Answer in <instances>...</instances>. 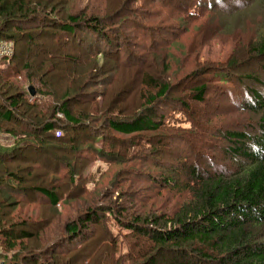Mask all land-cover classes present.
<instances>
[{
    "label": "trees",
    "instance_id": "obj_1",
    "mask_svg": "<svg viewBox=\"0 0 264 264\" xmlns=\"http://www.w3.org/2000/svg\"><path fill=\"white\" fill-rule=\"evenodd\" d=\"M63 1L0 0V40H10L14 44L13 55L9 59L0 58V133H7L15 141L11 145L0 144V166L7 173L5 178L4 174L0 173V192L8 174L9 187L13 190V196L6 194V191V199L0 198V264H9L12 260L13 264L31 263L33 255L20 254L19 251L27 250L24 247L26 240L40 239L43 230L40 223L43 222L39 221V218L44 222L46 220L43 215L38 216L39 212L32 208H38V202L48 201V204L58 209L56 214H60L72 199H86L89 193L95 191L96 183L109 174L112 167L119 166L113 187L116 188L128 178L130 183L133 182L131 187H138L130 197L132 207H129V210L123 205L101 204L88 207L82 214L63 223V236L69 240V244L66 245V250L61 251L63 254L57 261L45 259L40 263L41 253L45 252L46 248H51L52 243L46 248L38 246L34 262L264 264V92L249 84L245 86L240 78L236 79L234 83L242 87L245 96L239 93L242 91L235 92L232 87V102L237 105L241 96L243 99L240 101V108L242 112L249 114L247 118H243L244 123L242 122L240 128H233L232 125L210 126L204 129L205 125L200 124V116L187 112L190 111L189 105L183 109L179 107L178 110L183 113L184 121L191 123L190 127H183L176 118L177 125L180 126L166 125L164 116H157L154 104L172 95L175 89L168 76L162 78L151 73V69L148 70L153 64L149 57L155 56L156 53L150 55L149 50L142 51L147 47V43L152 49L159 47L156 33L162 30L155 23L162 24L167 19L164 15L156 22L162 9L167 8L170 13L176 12L179 18L186 15L196 19L205 7L210 11L216 10L213 0L209 3L207 0H190L180 8L173 7L170 0H134L139 5L126 12L129 15H143V23L134 24L132 19L124 22L121 20L124 13L122 11L109 20L107 25L112 27L109 29L101 23L100 16L82 17L72 11L67 13ZM109 3L113 6L112 0H108V5ZM65 13L67 15L63 19L61 16ZM174 20V24L170 25L173 27L167 31L180 27L184 21ZM118 21L122 23L116 24ZM128 22L130 25H126ZM83 23L87 27V36L88 31L96 35V42L92 41L94 44L86 41L85 37H78L77 31L83 27ZM35 33L42 39L36 40L39 42L35 45L31 57L28 55L22 64L29 45L23 41V47L21 43L18 44V40L27 39L29 43L35 39ZM110 33L114 36H110ZM47 37L51 38V42L46 43L49 41ZM104 40L107 43L103 42ZM69 42L82 50L80 54L88 61L85 70L89 68L90 72H97V66H91L93 62H109V78L106 81L101 78V81L95 82L94 77L99 76H89L90 73L86 74L85 70H70L68 74L63 75L64 70H59L61 68L56 61L63 60L61 47ZM45 46L48 52L45 51ZM156 52L158 54L157 50ZM250 55L264 59V33L258 42L251 43L246 51L232 58L229 69H218L216 72L226 77L222 78L223 80L231 81L232 71ZM67 59L72 58L69 56ZM165 60L163 56L158 62L163 61L165 64ZM116 70L120 71L121 76L127 74L123 76V80H129L133 74L143 73L138 88L140 92L137 95L139 102L134 105L135 109L131 110L132 113L136 110V114L119 117L118 115L122 114L120 111L117 116H112L103 110L101 115L93 118L94 115L90 112L84 114L73 110L71 102L74 97L71 95L78 97L80 91H76V88L79 82L89 78L85 83H81L82 91L89 86L91 80L95 85H103L104 82L113 84L117 80ZM52 74H56V79L53 77L55 81L51 79ZM81 77L82 79H79ZM247 77L264 84L258 77H254L253 73ZM25 78L34 86L36 95L33 96L29 92V85L18 84L19 79ZM208 85L207 82H202L192 86L191 97L197 103L205 102L206 95L210 92L220 90L218 86L214 89L208 88ZM52 89L57 95L60 94V100H56ZM102 97L103 92L96 94L92 101ZM177 100L181 105L187 103L185 99ZM93 119L101 120V124L98 128H91L90 136L84 138V145L69 135L73 129L85 125L86 121L90 123ZM193 129L200 131L193 133ZM186 131L192 132L191 135H184ZM174 132H180L177 138L179 141H198L201 137L199 134L205 132L215 139H220V151L232 157V164L218 166L216 169L218 153L215 150L207 151L205 145L199 147V158H179L175 165L155 161V156L163 157L164 150L161 148L167 146V138L175 134ZM119 133L128 135V139L119 138ZM223 141L228 147H225ZM48 143L55 144L58 148L61 157L57 156L61 163L56 170L50 169L47 172V183L27 185L33 183L36 173L31 164L21 160V156L29 149H38ZM206 152L212 154V160L208 168H201L198 164L206 159ZM6 157H9L8 160ZM15 158L20 161L16 162ZM81 158L84 161H81ZM7 162H13V168L9 172ZM150 162L163 171L159 174L160 182L156 181L158 175L148 168ZM25 166H28V169ZM22 171H26V175H21ZM140 179L154 181L161 189L144 194L150 188L141 187ZM139 193L145 196H141L139 202L135 203ZM171 193L177 195L176 201L168 199ZM122 194L121 190L118 198L122 197ZM160 197H167L165 202H168L166 205L169 207L165 204L159 206L162 204L158 200ZM153 204H156V207L151 210ZM26 205L31 206L28 214H22V211L16 213L18 208L23 209ZM7 208L11 211L1 214V210ZM51 222L53 221L49 224ZM14 249L17 250L13 251L11 258L10 252ZM18 260H21V263H18Z\"/></svg>",
    "mask_w": 264,
    "mask_h": 264
},
{
    "label": "rangeland",
    "instance_id": "obj_2",
    "mask_svg": "<svg viewBox=\"0 0 264 264\" xmlns=\"http://www.w3.org/2000/svg\"><path fill=\"white\" fill-rule=\"evenodd\" d=\"M189 1L190 0H170V4L175 8H180V6L188 4ZM63 2L65 4L67 13L72 11L81 15L82 17H89L91 15H93V17L100 16L102 19L101 23L104 24L105 28L108 29L112 28L107 25L109 24V20H111V18H115V16L119 15L122 11H124V13L121 20H124V22H126V20L128 19H132V22L134 24L139 25L143 23V15L136 16L133 15V13L132 16L126 12L128 10H134L133 6L136 7L139 5V3L134 2V0H112L113 6L110 5L111 2L108 5V0H64ZM207 2L209 3L210 0H207ZM213 2L216 6V10L210 11L209 9H207V7H205L203 11L198 14L196 19L190 18L186 15L181 16L179 18L177 17L178 14L176 12L170 13L167 8L162 9L160 12L161 15L156 19V22H158V20L161 19L164 15L167 16V19L164 20L162 24L155 23L156 25L160 26L162 30L161 32L156 33L157 46H159L156 49L158 51V54L154 48L152 49L150 48V46L148 47V43L147 47H144L142 50L143 52L149 50L150 55H152V53H156L155 56L149 57L150 60H153V64L149 66L148 70L151 69V73L162 78L168 76V80L172 81V85L175 89V92L172 95L167 96L165 99H162L158 103L154 104L158 112L157 116H164V121L166 125L170 124L173 126H180L177 125L178 123L176 122L180 120L178 122H180L183 127H190L191 123H189L188 121H184V116L182 115L183 113H180L178 110L179 107L183 109L184 106L189 105L190 111L188 110L187 112L191 113L192 115L195 114L197 116H200V124L205 125L204 129L210 126L232 127V125L233 128H240L243 122V118H247L249 114L247 115L246 112H242L240 108V101L243 99L241 98V96H239L237 105L232 102L233 95L231 94L232 91H230L232 87L234 88L235 92L242 91L239 93L243 97L245 96L242 87H238V85L234 82L237 81V78H240V81L245 86L249 84L250 86L257 87L262 92H264V84L262 85L257 81L255 82V79L253 80L252 78L247 77V75L253 73L254 77H258L262 81V83L264 82V59H257V57H254L253 55L244 58V60L239 63L237 69L232 71L233 74L230 76L231 81L223 80L226 77H223L221 74L216 72V70L218 69H227L229 67L228 65H230V61L234 56L240 55L243 51L247 50L248 46L251 43H256L260 40V37L264 33V0H213ZM67 13L62 14L61 17L65 19ZM174 19H178L176 21H180V19H183L184 21L182 22L180 27H174L173 31H167L168 29H171L173 27L170 25L172 23L174 24ZM119 23L122 22H116V24ZM126 25H130V22L126 23ZM81 26L83 27H81L77 31L78 37H85L86 41H89L94 44V42H96L97 40L96 35L88 31L87 36V27L84 23ZM124 26L125 25L123 24V27ZM84 29L86 32L83 31ZM56 30L58 31V28H56ZM121 32L123 34L125 33V31ZM109 35L112 37L114 36L112 33H110ZM34 38L35 39L33 41H29V43L27 39L18 40V44L21 43L23 47H25L23 41L24 43L29 45L27 46V51L29 53L27 52L24 55L25 58L22 59V64L25 63L24 60L27 58L28 55L29 57H31L35 45L37 44V42H39L36 40L42 39V37L37 36L36 33L34 34ZM47 40L49 41H47L46 43L51 42V38L47 37ZM103 42L106 41L104 40ZM100 43L101 42H99V44ZM64 45L65 46H62L60 51L61 55H63V60L56 61L57 65H59L58 67L61 68L59 70H64L62 74L66 75L69 73L70 70H74L76 72L78 70L84 71L86 69V66L88 65V61L86 60V58L82 57L83 54H80L82 50L77 48L75 44L71 45L70 42ZM45 51H49L47 49V46H45ZM69 56L72 59H67ZM163 56L166 58L165 64H163V61L158 62L159 59H162ZM73 59L77 61H74ZM149 59L146 58L147 61H149ZM95 65L97 66V72L93 70L90 72L88 68L87 70H85V73H90L89 76H92L94 74L99 76L96 78L94 77L95 82L101 81V78H104L106 81L109 78V74L107 71L109 62H103L100 60V63L93 62L91 66ZM119 72H117L116 70L115 76H117V80L114 79V81L116 80V82L113 84H109L110 82L106 84L104 82L103 85H100L99 83L95 85V82L91 80L89 86L82 91L80 87L81 83H85V81L89 78L87 77L84 79L83 82H79L77 84L78 88H76V91H80V93L77 94L78 97L71 95L74 97L72 99L73 101L71 102V106L74 107L73 110L77 113L82 112L84 114L90 112L92 113L91 115H94L93 118H96L95 116L101 115L103 110L108 111L107 114H110L112 116H117L118 114H120V112H122V114L118 115L119 117H124L125 115L131 116L134 113L136 114V110L134 113H132L131 110L133 111L135 109L134 105L139 102V97H137V95L140 92L138 88L140 87V77L143 73H137V75L133 74L129 80H126V78H124L123 80V76H127V74L121 76ZM55 75H51V79H53L54 81L56 79ZM79 79H82V77ZM17 82L19 85L22 86L32 85L29 83V81H27L26 78L19 79ZM202 82H207L209 84L208 88L210 87L215 89L216 86H218L220 87V90L210 92L208 95H206L205 102L197 103L191 97V91L193 89L192 86H196ZM53 89L52 92L55 94L56 100H60L61 96H58L60 94L57 95V92ZM59 90H62L61 87L59 88ZM102 92L103 97L101 99L97 101H92V98H94L96 94L100 95ZM87 95L91 97L88 98L86 97ZM177 99H185V101H187L186 105L179 104V101ZM175 118L178 120H175ZM85 123V125L82 124V126L79 125L77 129H73V131L69 134L70 136H74L79 143H83V145L84 141H86V139L84 138L89 137L91 134V128L92 130L93 128H98L101 124V120L93 119L92 122L88 123V121H86ZM192 131L194 133L198 130L193 129ZM109 132L111 133V131ZM174 133L175 134L168 136L169 138H167L166 142L167 146L161 148L162 150H164L163 157L155 156V161L158 160L162 164L175 165L177 164L179 158H182V160L194 156L196 158H199L201 156L199 152V147L201 145H205L208 149L207 151L215 150V152L218 153L219 160L215 163L216 169L218 168V166L224 167L226 165L232 164V157L227 156L223 154L224 152L220 151V139H215L205 132L199 134V136L201 137L198 141L193 139H183L179 141L177 138L180 132ZM191 133L192 132L186 131L184 132V135H191ZM118 136L122 139H128V135L126 134L120 135L119 133ZM224 142L225 141H223V144ZM14 143L15 141L12 136L8 135L7 133H0L1 145H11ZM225 144V147H228V144L226 142ZM214 147L216 149H214ZM57 155L61 157L59 155L58 148L56 147V145H51V143H48V145L40 147L38 149H29L28 151L23 152L21 160H24L26 164H31L36 173L34 175L35 178L33 179V183H27V185H39L42 183H47L46 180L49 177V174L47 172L50 169L56 170L58 165L61 163V159ZM188 155H190V157H188ZM210 156H212V154L210 152H206V159L201 160L198 166L201 168H208L210 165V160H212ZM8 158L6 157L7 160ZM17 160L20 161V159L15 158L16 162H18ZM81 161H84V159L81 158ZM192 162H194L193 159ZM7 163H9V169L7 168V172H9V170L13 168V162ZM25 168L28 169V166H25ZM119 168L120 166L118 168L112 167L110 173L104 175L101 181H98L96 183V189L94 192L89 193L86 199H82V197L72 199L69 202L67 208H63L62 212L60 211V214H56L58 209L48 204V201L45 203L38 202V208L32 207L33 209L39 212L38 216L43 215L46 221L44 222L42 218H39V221L43 222V224L40 223L43 228L40 235V239L31 238L29 240H26L27 244L24 247L27 248V250L19 251L20 254L26 253L30 256L33 255L32 259L30 260V264H38V261H33L34 254L36 255L37 250L39 249L38 246H43V248H46L53 243L51 245V248H46L45 252L41 253L40 258L42 259L40 263L44 262L45 259H53V261H57L60 255L63 254L61 251L66 250V245L69 244V240H67L66 237L63 236L62 225L65 220L69 218L72 219L76 215L82 214L90 206H96L101 204L107 206L123 205V207L128 208L127 210H129V207H132V204L130 203V197L133 191L136 192V190H138V187H131L133 185V182L130 183L129 178L124 183L120 184L119 186H116V188L113 187L116 183L114 176H116ZM148 168L151 170V172L153 171L155 175H158L156 176V181L160 182L159 174L163 171L158 170L155 166H153L151 162L149 163ZM209 170L212 171L211 169ZM5 171L4 168L0 166V173L4 174V178L5 175H7ZM213 171H215L214 168ZM26 173V171H22L21 175H26ZM2 175H0V178L2 177ZM5 181L6 182L1 187V190L3 191L0 192L1 199H6V191V194L13 196L12 187H9V174ZM140 185L143 188L144 186H149L150 188L147 192L145 191L144 194H148L149 192H157L161 189L156 186L154 181H147L146 179H143V181L140 179ZM121 190L123 191L122 197L118 198V193ZM128 193L129 195H127ZM144 194L139 193V195H137L136 201L134 202L138 203L141 196H145ZM176 197V194L171 193L168 199L170 198V200L172 199L173 201H176ZM166 198L167 197L158 198V200L161 201L160 203H162L159 204V206H163L165 204L166 207H169V205H166L168 203L165 202ZM1 203L3 204V201ZM26 206L27 207L24 206L23 209L18 208L16 213L19 214L22 211V214H28V212H30L31 210V206ZM153 207H156V204H153L151 210H153ZM10 211L11 209L7 208L3 211L1 210V214L9 213ZM23 217L24 216H21V218ZM50 221L53 222L49 224ZM92 226L94 227L93 224ZM33 247H35V249ZM15 250L17 249H14L10 252L11 258L13 256V251ZM122 250H124V245H122ZM47 252H49L48 255L46 254ZM59 261H61V258L59 259ZM18 263H21V260H18ZM74 263L75 262L71 264ZM2 264L6 263L2 262ZM9 264H13V260Z\"/></svg>",
    "mask_w": 264,
    "mask_h": 264
},
{
    "label": "built area",
    "instance_id": "obj_3",
    "mask_svg": "<svg viewBox=\"0 0 264 264\" xmlns=\"http://www.w3.org/2000/svg\"><path fill=\"white\" fill-rule=\"evenodd\" d=\"M14 52V44L10 40H1L0 41V58L6 57L9 59Z\"/></svg>",
    "mask_w": 264,
    "mask_h": 264
},
{
    "label": "water",
    "instance_id": "obj_4",
    "mask_svg": "<svg viewBox=\"0 0 264 264\" xmlns=\"http://www.w3.org/2000/svg\"><path fill=\"white\" fill-rule=\"evenodd\" d=\"M28 90H29V92H30L33 96L36 95V90H35V88H34L33 85H30V86L28 87Z\"/></svg>",
    "mask_w": 264,
    "mask_h": 264
}]
</instances>
